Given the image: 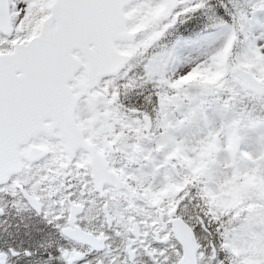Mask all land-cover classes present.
<instances>
[{"label":"snow or ice","instance_id":"snow-or-ice-1","mask_svg":"<svg viewBox=\"0 0 264 264\" xmlns=\"http://www.w3.org/2000/svg\"><path fill=\"white\" fill-rule=\"evenodd\" d=\"M221 9L230 23L213 25L223 37L218 47L199 34L162 47L179 25L194 30L201 17ZM186 50L197 54L185 62ZM225 54L227 71L215 89L184 83ZM177 62L181 68L170 67ZM260 62L264 0L245 6L232 0H0V264H264V135L258 148L244 147L249 133L264 129L255 108L264 113V90L255 86ZM246 64L256 67L244 73ZM221 94V128L234 127L238 116L239 126L225 150L221 129L204 117L210 125L205 138L220 140V151L206 172L193 174L164 150L175 143L191 158L197 147L177 139L183 120L173 124L169 109L180 111L181 98ZM249 103L251 111H234ZM145 121L148 132L133 135ZM154 121L165 130L159 138L152 135ZM104 123L113 124V136L125 132L114 148L136 165H118L127 185H93L79 167L88 155L83 148L63 169L50 151L10 170L16 153L30 144L55 148L75 125ZM234 174L255 175L261 187L238 207L218 208L209 194H218ZM133 188L173 191L158 209L132 196Z\"/></svg>","mask_w":264,"mask_h":264},{"label":"rangeland","instance_id":"rangeland-1","mask_svg":"<svg viewBox=\"0 0 264 264\" xmlns=\"http://www.w3.org/2000/svg\"><path fill=\"white\" fill-rule=\"evenodd\" d=\"M209 43L215 41L216 46H219V43H222L223 37L221 35V32L219 29H217L215 32L203 35ZM175 43L173 44V46ZM172 46V47H173ZM171 47V48H172ZM197 53L193 52L192 50H186L184 52V60L187 61L188 58L195 56ZM261 67L259 69L260 75L264 76V62H260ZM173 69H179L182 67L180 62L174 63L170 65ZM256 65L253 64V68H255ZM216 68L214 66H211L206 69H202L197 72H203L206 74V79L202 80L198 83L202 85L208 86L210 89L216 88V83L219 81L218 75L215 73ZM226 73L223 74V79ZM221 79V80H223ZM192 82H196V79H194ZM191 82V83H192ZM264 87V85H262ZM192 93H189V96H191ZM224 94H221L223 96ZM219 95V98H217L216 95H200L197 99L192 100L190 98H181L180 100L176 101L177 104H179L180 111H177L180 118H177L174 113H170L168 119L172 121L173 124L176 123L178 120H183V123L179 130L175 133L177 139H182L186 141L189 144L197 145L196 148L193 149L191 158H186L188 153L184 149H179V155L186 161L185 163H182L184 167H187L189 169H192L196 166V163L198 162V156L201 152H211L212 158L210 159V165L214 162L215 155L218 151H220V140L213 137L212 139L205 138V134L210 131V125L209 122L204 119L205 116H207L210 120L214 119V123H212L211 127L216 129H221L217 133V135L222 136L224 138L225 143V150H227V138L230 135L231 128L223 127L221 128V120H220V114L223 111V108L219 107H211L206 108L203 105L205 104V99H218L222 100V97ZM181 113L186 114V116H182ZM229 115H231L229 113ZM106 120V117H105ZM234 124H237L235 121ZM105 124V123H104ZM239 126V125H238ZM264 135V129H261L259 132H252L249 133V136L251 137V140L244 146L246 150H253L255 148L259 147L258 138L260 136ZM203 139L202 143H198ZM177 146L175 143H166L164 145V150L168 152H172L174 149H176ZM181 160V158H180ZM182 161V160H181ZM261 187L257 181L251 184V187H248L247 184H245L241 178V176L238 174H234L232 179L227 181L223 186L222 190L218 194H209V199L211 202H213L217 207L224 202L231 203L232 202V194L235 192H239L241 194H247L250 190L253 188ZM151 192V191H150ZM155 193V192H151Z\"/></svg>","mask_w":264,"mask_h":264},{"label":"flooded vegetation","instance_id":"flooded-vegetation-1","mask_svg":"<svg viewBox=\"0 0 264 264\" xmlns=\"http://www.w3.org/2000/svg\"><path fill=\"white\" fill-rule=\"evenodd\" d=\"M42 144H43L44 147L47 148L48 152H50V151H55L56 152L55 160H56V163L60 166L61 169L66 168L71 163V158L72 157H70V156L65 154V152L63 151L61 145L53 148V146L48 145L46 143H42ZM105 154H106V159H107V161L110 164L109 168L111 170H113L119 176V178L122 180L124 185H127L128 178L123 176L122 169L118 166V165H121V164L124 165V162L120 163L119 157L115 158V156H114L115 153L114 152H110V153L105 152ZM25 167H26V165L23 162L22 169L25 168ZM79 167L80 168H84L91 175V170H90L88 156H85L84 158H82V160H81V162L79 164ZM107 192H108V189H105V194H107ZM116 198L117 197L110 196L109 197V201H111L112 199H116ZM36 199H39V198H36ZM77 207H82V206L81 205H77ZM26 231L27 230L22 227V229L20 230V233H21V237L27 240V239H29L28 236L24 235ZM29 242H32V241L29 240Z\"/></svg>","mask_w":264,"mask_h":264},{"label":"trees","instance_id":"trees-1","mask_svg":"<svg viewBox=\"0 0 264 264\" xmlns=\"http://www.w3.org/2000/svg\"><path fill=\"white\" fill-rule=\"evenodd\" d=\"M225 2H227V0H225ZM222 12L223 9H221V11L218 12L216 16L211 19H205L201 17L197 27L194 30H185L184 25H179L176 29L175 36H190L195 32H207L212 29V26L215 24L217 17L220 18V20L224 19L230 23V19L227 16L221 15ZM187 23H192V21L189 20L187 21Z\"/></svg>","mask_w":264,"mask_h":264},{"label":"water","instance_id":"water-1","mask_svg":"<svg viewBox=\"0 0 264 264\" xmlns=\"http://www.w3.org/2000/svg\"><path fill=\"white\" fill-rule=\"evenodd\" d=\"M164 11V9L162 8L161 10H160V13L161 12H163ZM128 17H125V19H127ZM114 34L116 35V36H120V35H123V33H119V32H114ZM127 35H129V34H127ZM109 70H112V69H109ZM245 73V72H244ZM255 86L256 87H258V85L255 83ZM259 88V87H258ZM261 90V89H260ZM73 129H75V127H73L72 128V130ZM234 131H235V129L233 130V133H234ZM64 138L66 139V141L68 142L69 141V139H67L68 138V136H67V133L65 134V136H64ZM28 160H30V159H28ZM12 166H17V156L15 155V157H14V159H13V162H12V164H11V167H10V170L12 171ZM18 166H19V162H18Z\"/></svg>","mask_w":264,"mask_h":264}]
</instances>
